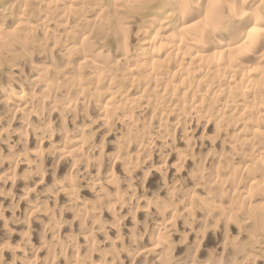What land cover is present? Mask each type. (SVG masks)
I'll return each mask as SVG.
<instances>
[{"label":"bare ground","instance_id":"bare-ground-1","mask_svg":"<svg viewBox=\"0 0 264 264\" xmlns=\"http://www.w3.org/2000/svg\"><path fill=\"white\" fill-rule=\"evenodd\" d=\"M0 1V262L264 264V0Z\"/></svg>","mask_w":264,"mask_h":264},{"label":"rangeland","instance_id":"rangeland-1","mask_svg":"<svg viewBox=\"0 0 264 264\" xmlns=\"http://www.w3.org/2000/svg\"><path fill=\"white\" fill-rule=\"evenodd\" d=\"M1 2V1H0ZM1 4V3H0ZM106 91H104V93H105ZM1 96V95H0ZM147 122V121H146ZM77 123H79V124H82V122L81 121H77ZM85 123V122H84ZM86 124H88V123H86ZM191 124V121H189V120H186L180 127H179V129L181 130V129H184V128H187V129H189V130H187V132H186V134L188 135V137H194V138H199L203 133L204 134H207V133H213L212 132V129H213V127H209V128H205V126H206V124H204V122H192V124ZM89 126V125H88ZM123 126V125H122ZM120 124H116V126L114 127V129H115V131L117 132V133H125V131H124V126L122 127ZM205 128V129H204ZM173 129H174V127L173 128H170V131L172 132L173 131ZM178 129V130H179ZM154 128H152V131L154 132ZM182 133H177L176 134V139L174 140V139H171V141H170V146H171V148L173 149V150H171L172 152H174V153H171L170 155H171V159H170V164L171 163H175V161H176V158H177V153H179L180 151H181V149H183V147H184V145H183V140L180 138V135H181ZM71 136L70 137H72V134H70ZM172 135V134H171ZM150 138H152L153 139V141H154V146H155V148H158L159 146H160V142L159 141H161L162 142V139L163 138H161L160 136L159 137H157V138H155V137H152V135L151 136H149V137H147V139H150ZM4 139H6V138H4ZM114 140H115V137L114 136H111L110 138H107V139H105L104 140V143L102 144V142H103V139H102V137L100 136H98V138L96 139V141H95V146H97V147H100V150H101V154H102V156H104V158H105V165H106V168L108 167V168H113V162L114 161H112V159H114L115 157H116V155H117V153H119V151L115 148V146H114ZM4 140H2V141H0V151L1 150H3L4 152H5V149H6V147L4 146V142H3ZM138 150H137V147H133L130 151H128V152H126V151H124V153H122L123 152V150L120 152L121 153V156H124L125 154H135L136 152H137ZM112 161V162H111ZM192 167V164L191 163H189V162H186V163H184V169H187V168H191ZM145 168L146 167H142L137 173H136V175H137V177L138 178H141V176H143V174L142 173H144L145 172ZM7 169V167L4 169V170H6ZM119 169H120V164H116V166H115V171H119ZM23 170V168L22 167H18V172H21ZM1 172H3L2 170H0V173ZM185 176V172L183 171V172H181V174L177 177V178H179V179H182L183 177ZM169 184H171V182L169 183ZM13 193V194H12ZM12 193H10V196H11V198H10V196H8L9 198H7V201L5 200V203L3 204L4 206H2L3 207V210H6V208H10V214H13V211L11 210L12 208H15L16 210H14V216L16 217V219H14V221L13 222H9L8 223V227L7 228H5L6 229V232L8 231L9 232V230H12V229H15L14 228V224H16L17 222H19V221H21V219H25V221L27 220V215L30 213L26 208H25V203L23 202V203H21V204H19L20 206H18L17 207V205H18V199H19V197H23V195L19 192V190L17 191L16 190V192L15 191H13ZM13 196H12V195ZM90 194L88 193V191L87 190H83L82 192H81V197H86V198H89V197H91V196H89ZM141 199L142 200H144L143 198H142V196H141V192L139 193L138 192V194H137V197H136V200H135V202H134V204H133V206H132V211L134 210V208H135V206L137 205V204H139V206H145V202H140L139 203V201H141ZM2 201H1V199H0V203H1ZM137 203V204H136ZM131 211V212H132ZM127 212H129L128 210H124L122 213H121V215H126V213ZM10 214H5L4 213V215H5V217L8 219V215H10ZM128 214V213H127ZM141 215V210H139L138 212H137V217H136V219L138 220L139 219V216L138 215ZM33 218H37V217H33ZM154 218V221H156L157 220V218H155V216L153 217ZM136 220V221H137ZM63 221H71V215H69V214H64V216H63ZM129 224V219H124L123 221H121V226H120V231L119 232H121L122 234L123 233H127V228H126V226ZM178 232H179V236L177 237L178 238V241H179V239L181 240V239H183L182 241H184L185 239V236L184 235H182L183 233H182V230L181 229H178ZM118 232H109L108 233V240L109 241H112L113 239H114V237L116 236V234H117ZM141 236H143V233L141 234ZM184 236V237H183ZM183 237V238H182ZM0 239H2L4 242H10V244H13L14 243V245L15 244H17L18 243V239H17V237H15V236H12V237H9L8 235H7V233H5V231H2L1 233H0ZM5 239V240H4ZM146 240H148L147 239V236H144L143 238H142V241H145V243H144V245L146 244ZM2 241V242H3ZM143 245V246H144ZM264 245V244H263ZM256 251H262V252H264V249H262V247H260V248H258ZM13 257L11 256V255H9V254H5V255H3L2 256V258H1V262H0V264H7L8 262H10L11 261V259H12ZM182 259V256L179 258V260H181ZM263 261H264V258L262 259ZM71 262V261H70ZM69 262V263H70ZM69 263H67V264H69ZM17 264H20L19 262H17Z\"/></svg>","mask_w":264,"mask_h":264}]
</instances>
